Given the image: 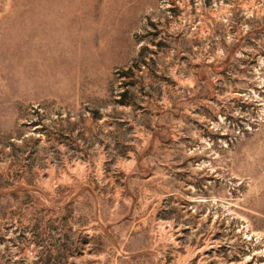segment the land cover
Masks as SVG:
<instances>
[{"label": "rangeland", "instance_id": "374dc122", "mask_svg": "<svg viewBox=\"0 0 264 264\" xmlns=\"http://www.w3.org/2000/svg\"><path fill=\"white\" fill-rule=\"evenodd\" d=\"M0 264H264V0H0Z\"/></svg>", "mask_w": 264, "mask_h": 264}]
</instances>
